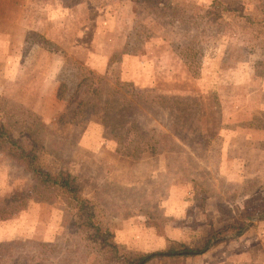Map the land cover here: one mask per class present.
Masks as SVG:
<instances>
[{"label": "rangeland", "instance_id": "374dc122", "mask_svg": "<svg viewBox=\"0 0 264 264\" xmlns=\"http://www.w3.org/2000/svg\"><path fill=\"white\" fill-rule=\"evenodd\" d=\"M0 124V264H264V0H0ZM21 148L76 178L114 253Z\"/></svg>", "mask_w": 264, "mask_h": 264}, {"label": "trees", "instance_id": "16d2710c", "mask_svg": "<svg viewBox=\"0 0 264 264\" xmlns=\"http://www.w3.org/2000/svg\"><path fill=\"white\" fill-rule=\"evenodd\" d=\"M0 142L17 145V142L12 140L8 135V130L4 125L0 124ZM18 159L25 166V169L32 175L35 182L42 188L50 189L61 196V198L71 207L78 219V225L81 226L86 232H91L92 238H98L99 242L107 245L110 251L114 253V246L109 243L111 233L107 229H103L98 222L94 219V212L83 198L80 188L76 182V178L68 171L58 170L56 173H50L36 163V154L32 150H19ZM264 202V201H263ZM257 215L259 219H264V203L257 205L251 209L248 216ZM245 224H230L225 226L226 231L231 230V233L240 235L245 231ZM230 227V228H229ZM216 236L208 239L207 245ZM107 243V244H106ZM205 247L190 248L183 245L171 246L163 251L154 252H135L130 251L128 255L117 254V258L121 264H146L149 261L159 257H175V256H191L201 254Z\"/></svg>", "mask_w": 264, "mask_h": 264}]
</instances>
